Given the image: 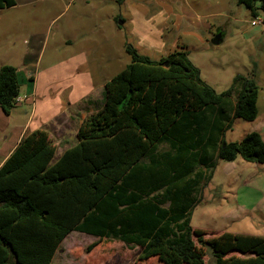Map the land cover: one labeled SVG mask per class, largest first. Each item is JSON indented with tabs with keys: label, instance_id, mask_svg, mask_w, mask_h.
<instances>
[{
	"label": "trees",
	"instance_id": "1",
	"mask_svg": "<svg viewBox=\"0 0 264 264\" xmlns=\"http://www.w3.org/2000/svg\"><path fill=\"white\" fill-rule=\"evenodd\" d=\"M238 3L253 17L264 11V0ZM15 5L0 0V10ZM126 53L130 63L106 82L104 105L82 122L75 145L57 156L48 131L38 129L0 167V264H52L74 231L140 247L139 261L264 264V237L205 238L206 231L191 226L196 195L218 159L264 164L259 132L225 140L235 119L258 117L257 71L235 76L218 93L185 47L159 60L131 44ZM20 87L18 69L3 66L5 115L16 108Z\"/></svg>",
	"mask_w": 264,
	"mask_h": 264
},
{
	"label": "rangeland",
	"instance_id": "2",
	"mask_svg": "<svg viewBox=\"0 0 264 264\" xmlns=\"http://www.w3.org/2000/svg\"><path fill=\"white\" fill-rule=\"evenodd\" d=\"M15 1L16 6L0 10V69L10 65L19 70L20 97L30 96L31 104L18 102L9 116L0 109V160L17 131L35 123V99L44 98L45 113L52 114L58 110L60 91L71 120L67 136L53 135V144L58 153L75 145L81 123L103 105L104 83L130 61L121 50L126 41L153 60L185 47L202 78L218 93L226 91L235 76H251L256 70L258 117L253 122L235 119L225 140L241 141L254 131L264 138V11L253 17L238 0ZM255 19L261 23L254 24ZM217 33L223 41L214 45ZM71 57L89 60L80 71L92 74L94 94L68 108L65 88L87 87L86 82L69 81ZM28 76L37 80V98ZM55 121L67 124L63 115ZM196 197L191 226L206 231L205 238L224 232L264 236V164L240 157L232 162L218 159L212 180ZM140 252V247L74 231L52 264H163L156 258L139 261Z\"/></svg>",
	"mask_w": 264,
	"mask_h": 264
},
{
	"label": "crops",
	"instance_id": "3",
	"mask_svg": "<svg viewBox=\"0 0 264 264\" xmlns=\"http://www.w3.org/2000/svg\"><path fill=\"white\" fill-rule=\"evenodd\" d=\"M70 1L75 2L77 0H70ZM86 2H87V4H89L90 0H86ZM16 5H17V1H16ZM115 19L117 20V18H115ZM120 19L123 21V24H125V19L122 16H120ZM126 44H128L127 41L124 42V44H122L123 46H121V48H122L121 50L122 51L124 50L125 53H126ZM67 62L69 65H71L70 67L73 68V72L71 73V78L69 81L70 82L81 81V82L87 83V85H86L87 87L80 89L81 91L79 89L75 88V86H70V87L65 88V90L69 91V93L67 95V100H68L67 106H68V108H72L76 104L80 103L82 100L89 98L91 96V94H94L93 83H92L94 81V79H93L92 74H90L89 71H80V68L82 66L88 65V63H89L88 59L87 60H86V58L77 59L75 57H71L68 59ZM129 63H130V61H129ZM129 63L128 62L125 63L126 66ZM19 75H20V72H19ZM29 79L31 81H33V84H34V92H32L31 94H33V96H36V98H37L38 97L37 89L35 87L37 80L35 77H31V76L29 77ZM25 80H26V78H23V81H25ZM105 84L106 83H104V86H103L104 88H105ZM35 92H36V95H34ZM62 95H63V92L60 91L58 93V96H57L58 97V110L54 111V113H52V114L45 113V111H46L45 108H47V105L45 104V102H43L44 98L41 101H38V99H35L34 108H33L34 117L36 120L35 123L32 125V123H33L32 121H31V123L27 122L25 127H23L22 129L17 131V133L15 134V136L13 138V141H12L10 147H8L6 149V151L2 152V159L0 160V167L7 160V158L12 154V152L15 150V148L20 143L21 139L27 133V131L32 132V131H35L38 129H45L48 131L51 140H52L53 135H56L60 139L65 138L67 136L68 122L71 120V118L69 116V114H70L69 110L63 109ZM20 98L23 99V101L20 103H26L28 101V103L31 104L30 96H28L27 98H23V97H20ZM46 102H48V101H46ZM104 102H105V99H104V92H103V105H104ZM103 105L99 109H101L103 107ZM99 109H97L95 112H97ZM60 115H63V118L66 120L67 124H63L62 122H59V121L54 122V120H57L58 117H60ZM52 120H53V122L50 123V121H52ZM78 130H79V128H78ZM57 133H59L61 136H59ZM76 135H77V133H76ZM52 142H53V140H52ZM62 153L63 152L58 153V151H57V156H60ZM230 255H236L237 257H246L247 256L246 254H242L239 252H234V253H231Z\"/></svg>",
	"mask_w": 264,
	"mask_h": 264
},
{
	"label": "water",
	"instance_id": "4",
	"mask_svg": "<svg viewBox=\"0 0 264 264\" xmlns=\"http://www.w3.org/2000/svg\"><path fill=\"white\" fill-rule=\"evenodd\" d=\"M223 41V36L221 33H217L215 37L212 40V43L214 45H219Z\"/></svg>",
	"mask_w": 264,
	"mask_h": 264
},
{
	"label": "built area",
	"instance_id": "5",
	"mask_svg": "<svg viewBox=\"0 0 264 264\" xmlns=\"http://www.w3.org/2000/svg\"><path fill=\"white\" fill-rule=\"evenodd\" d=\"M260 20H258V19H255L254 21H253V23L254 24H260L261 22H259ZM23 101V99H21L20 97L18 98V102H22Z\"/></svg>",
	"mask_w": 264,
	"mask_h": 264
}]
</instances>
